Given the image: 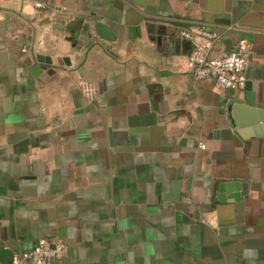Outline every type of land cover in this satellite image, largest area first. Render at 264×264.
Instances as JSON below:
<instances>
[{
  "label": "crops",
  "instance_id": "obj_1",
  "mask_svg": "<svg viewBox=\"0 0 264 264\" xmlns=\"http://www.w3.org/2000/svg\"><path fill=\"white\" fill-rule=\"evenodd\" d=\"M37 1L0 0V264H264V0ZM189 25L242 89L183 71Z\"/></svg>",
  "mask_w": 264,
  "mask_h": 264
},
{
  "label": "built area",
  "instance_id": "obj_2",
  "mask_svg": "<svg viewBox=\"0 0 264 264\" xmlns=\"http://www.w3.org/2000/svg\"><path fill=\"white\" fill-rule=\"evenodd\" d=\"M36 8L45 9L47 4L32 0ZM3 15L0 13V20ZM179 34L192 42V49L183 58V71L189 73L195 81L211 79L221 90L242 89L246 83L250 49L246 41L238 42L232 49L220 56H212L216 34L201 25H189L179 29ZM204 141L199 143L204 147ZM66 250L63 241L50 243L46 238L38 239L30 250L13 252L10 264H46L51 258L59 257Z\"/></svg>",
  "mask_w": 264,
  "mask_h": 264
},
{
  "label": "water",
  "instance_id": "obj_3",
  "mask_svg": "<svg viewBox=\"0 0 264 264\" xmlns=\"http://www.w3.org/2000/svg\"><path fill=\"white\" fill-rule=\"evenodd\" d=\"M97 33L100 37L104 39L110 38V31L105 27V25L98 24L96 26ZM37 62L40 64H60L61 60L56 56H49V55H43L37 52L36 54ZM39 67V66H38ZM42 69H45L46 67L40 66Z\"/></svg>",
  "mask_w": 264,
  "mask_h": 264
}]
</instances>
